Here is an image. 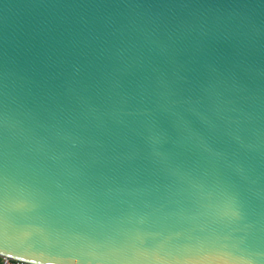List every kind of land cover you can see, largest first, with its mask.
<instances>
[{
	"label": "water",
	"instance_id": "1",
	"mask_svg": "<svg viewBox=\"0 0 264 264\" xmlns=\"http://www.w3.org/2000/svg\"><path fill=\"white\" fill-rule=\"evenodd\" d=\"M74 61L75 79L64 71ZM227 99L250 113L241 132L221 119ZM73 109L87 113L78 122L93 140L142 171H151L140 157L153 129L169 149L183 142L177 129L215 149L211 170L238 187L256 222L246 243L264 250V0H0V171L7 156L10 174L47 187L49 213L28 222L42 228L63 227L77 210L69 173L51 160ZM28 216L10 213L0 243ZM177 232L173 243L206 248L238 235L201 222ZM14 245L36 264H87L47 231Z\"/></svg>",
	"mask_w": 264,
	"mask_h": 264
},
{
	"label": "clouds",
	"instance_id": "2",
	"mask_svg": "<svg viewBox=\"0 0 264 264\" xmlns=\"http://www.w3.org/2000/svg\"><path fill=\"white\" fill-rule=\"evenodd\" d=\"M64 71L75 79L83 67L74 61ZM222 103L228 114L221 119L243 131L251 120L248 110L231 99ZM80 118L86 120L87 113L73 109L67 126L54 138L59 151L52 164L69 173L72 203L77 208L63 227L28 223L49 213L51 193L34 177L10 174L5 157L0 171V225L10 213L35 217L28 216L16 225L14 237L0 243V264H13V258L23 261L14 242L45 231L72 244L74 256L87 264H264V250L246 243L256 222L250 219L244 194L210 168L209 157L215 149L192 143L180 129L183 142L175 141L174 150L169 149L167 133L153 129L144 137L140 157L143 168L151 171H142L120 161L102 141L93 140L90 124L79 123ZM236 139L243 142L239 135ZM187 222H201L214 231L227 227L238 234L236 242L213 248L173 243L177 229Z\"/></svg>",
	"mask_w": 264,
	"mask_h": 264
},
{
	"label": "snow or ice",
	"instance_id": "3",
	"mask_svg": "<svg viewBox=\"0 0 264 264\" xmlns=\"http://www.w3.org/2000/svg\"><path fill=\"white\" fill-rule=\"evenodd\" d=\"M23 264H36V262H35V260L28 261L26 258H24Z\"/></svg>",
	"mask_w": 264,
	"mask_h": 264
},
{
	"label": "built area",
	"instance_id": "4",
	"mask_svg": "<svg viewBox=\"0 0 264 264\" xmlns=\"http://www.w3.org/2000/svg\"><path fill=\"white\" fill-rule=\"evenodd\" d=\"M5 260L7 261L9 258L4 257ZM13 264H23V261H15V259H13Z\"/></svg>",
	"mask_w": 264,
	"mask_h": 264
}]
</instances>
